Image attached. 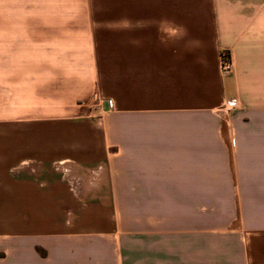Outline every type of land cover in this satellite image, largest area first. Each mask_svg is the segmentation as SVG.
I'll use <instances>...</instances> for the list:
<instances>
[{
  "label": "crops",
  "instance_id": "1",
  "mask_svg": "<svg viewBox=\"0 0 264 264\" xmlns=\"http://www.w3.org/2000/svg\"><path fill=\"white\" fill-rule=\"evenodd\" d=\"M0 264H264V0H0Z\"/></svg>",
  "mask_w": 264,
  "mask_h": 264
},
{
  "label": "built area",
  "instance_id": "2",
  "mask_svg": "<svg viewBox=\"0 0 264 264\" xmlns=\"http://www.w3.org/2000/svg\"><path fill=\"white\" fill-rule=\"evenodd\" d=\"M230 68V63H229V57L227 54L222 53V69L224 71H228ZM237 101L236 99H230L226 102V106L228 108H232L236 105Z\"/></svg>",
  "mask_w": 264,
  "mask_h": 264
}]
</instances>
